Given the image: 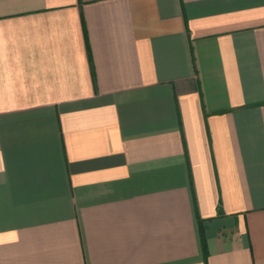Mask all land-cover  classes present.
Returning a JSON list of instances; mask_svg holds the SVG:
<instances>
[{"label":"crops","instance_id":"crops-1","mask_svg":"<svg viewBox=\"0 0 264 264\" xmlns=\"http://www.w3.org/2000/svg\"><path fill=\"white\" fill-rule=\"evenodd\" d=\"M0 264H264V0H0Z\"/></svg>","mask_w":264,"mask_h":264}]
</instances>
